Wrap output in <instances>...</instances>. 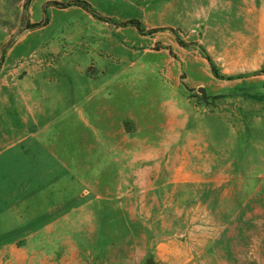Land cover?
Here are the masks:
<instances>
[{"label":"rangeland","instance_id":"rangeland-1","mask_svg":"<svg viewBox=\"0 0 264 264\" xmlns=\"http://www.w3.org/2000/svg\"><path fill=\"white\" fill-rule=\"evenodd\" d=\"M262 70L264 0H0V264H264Z\"/></svg>","mask_w":264,"mask_h":264},{"label":"trees","instance_id":"trees-1","mask_svg":"<svg viewBox=\"0 0 264 264\" xmlns=\"http://www.w3.org/2000/svg\"><path fill=\"white\" fill-rule=\"evenodd\" d=\"M136 23L137 27L140 28L141 24L139 21H133ZM207 59L209 60L210 64H211V67H212V70H213V73H215L216 76L220 77L221 79H224V80H234V79H239V78H243L247 75H222V74H219L217 68H216V65L213 61V59L211 58V56L207 55ZM262 72L264 73V70H262Z\"/></svg>","mask_w":264,"mask_h":264}]
</instances>
